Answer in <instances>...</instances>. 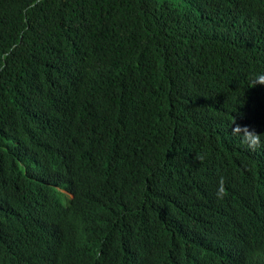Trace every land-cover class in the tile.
I'll return each mask as SVG.
<instances>
[{
    "label": "trees",
    "instance_id": "1",
    "mask_svg": "<svg viewBox=\"0 0 264 264\" xmlns=\"http://www.w3.org/2000/svg\"><path fill=\"white\" fill-rule=\"evenodd\" d=\"M260 72L264 0H0V264H264Z\"/></svg>",
    "mask_w": 264,
    "mask_h": 264
},
{
    "label": "clouds",
    "instance_id": "2",
    "mask_svg": "<svg viewBox=\"0 0 264 264\" xmlns=\"http://www.w3.org/2000/svg\"><path fill=\"white\" fill-rule=\"evenodd\" d=\"M256 84H264V72L256 73L254 74V77L250 79L249 86H254ZM237 127V126H236ZM235 128V127H234ZM251 133H254V131H250ZM246 137H241L242 141H245ZM251 140L253 142H258V137H256L254 134L251 135ZM251 146V145H250ZM223 181L221 180L219 187L217 189V195H221L223 193Z\"/></svg>",
    "mask_w": 264,
    "mask_h": 264
},
{
    "label": "rangeland",
    "instance_id": "3",
    "mask_svg": "<svg viewBox=\"0 0 264 264\" xmlns=\"http://www.w3.org/2000/svg\"><path fill=\"white\" fill-rule=\"evenodd\" d=\"M69 198H71V196L68 194V193H66V192H64Z\"/></svg>",
    "mask_w": 264,
    "mask_h": 264
}]
</instances>
